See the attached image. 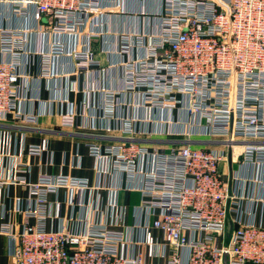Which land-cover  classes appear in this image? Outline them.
<instances>
[{
    "label": "built area",
    "instance_id": "1",
    "mask_svg": "<svg viewBox=\"0 0 264 264\" xmlns=\"http://www.w3.org/2000/svg\"><path fill=\"white\" fill-rule=\"evenodd\" d=\"M30 2L41 23L37 29H0V122L13 117L37 122L22 113L19 96L20 56L29 35L52 37L49 53L38 52L46 77H59L52 65L60 57L71 59L78 73L88 72L100 65L83 35L90 34L91 16L114 10L101 0ZM25 4L16 9L21 17ZM162 5L158 35H118V55L128 56L120 66L127 90L137 96L136 115L124 121L117 145L89 146L100 174L107 173L104 163L111 158L117 171L142 179L147 215L138 228L142 234L129 239L113 223L97 224L87 234L48 230L49 196L66 189L69 205L83 207L91 187L84 178L42 175L31 185L35 206L24 212L38 222L18 234L2 229L16 245L12 264H264V227L239 222L231 227L232 195L220 171L228 155L211 148L264 140V0H162ZM134 50L146 54L130 57ZM104 100L112 116L116 94L105 92ZM62 124L75 128L76 115H62ZM153 138L162 143L149 148L141 143H154ZM45 151L46 142L29 148L31 155ZM241 158L264 166V144H249ZM110 205L114 216L116 202ZM157 211L160 216L152 220ZM61 215L57 203L54 217Z\"/></svg>",
    "mask_w": 264,
    "mask_h": 264
},
{
    "label": "crops",
    "instance_id": "2",
    "mask_svg": "<svg viewBox=\"0 0 264 264\" xmlns=\"http://www.w3.org/2000/svg\"><path fill=\"white\" fill-rule=\"evenodd\" d=\"M25 1L22 8L25 15L21 17L16 9ZM30 1L0 0V29H37L41 23L34 18L35 9ZM101 1L114 7V10L104 17L91 16L90 34L82 38V43L92 49L100 66L78 73L71 59L60 57L52 65L53 73L59 77L50 79L43 75L45 58L38 52L49 53L52 37L43 39L37 33L31 34L25 50L21 52V110L24 115L34 116L37 122L30 125L14 117L0 122V264H12L16 249L15 243L2 229L8 228L18 234L24 226L38 222L37 218L24 212L28 207L35 206L31 185L36 184L42 175L84 178L91 187L85 193L83 207L69 205L66 189L49 196L51 218L47 221V228L50 231L87 234L97 224L113 223L134 240L142 234L139 226L147 222V215L142 210V179H131L126 173L117 171L115 160L111 158L104 163L107 173L100 174L99 162L91 156L89 146L117 145L123 138L120 129L124 121L136 115L134 104L137 96L127 90L124 69L120 65L128 56L118 55V35L146 33L151 38L158 35L161 31L158 15L163 9L162 0ZM94 24L98 26L100 35L93 28ZM93 29L95 34H91ZM137 54L141 56L146 52L139 50L137 53L134 50L130 57ZM65 73L69 74L68 79L64 77ZM102 91L116 94L112 116L106 114L110 106L104 100L105 92ZM71 113L76 115L77 125L65 128L62 115ZM152 141L156 144L149 141L141 143L148 148L162 143L161 139L153 138ZM44 142L47 143V151L38 155L29 153L30 146H40ZM249 144L261 145L264 140L233 146L220 143L211 147L226 151L228 155L220 171L232 195L229 219L234 229L238 222L264 227V166L241 161V154ZM111 202H116L118 209L114 216ZM57 203L62 204L60 219L54 217ZM159 216L157 211L152 220ZM155 235L163 238L159 232ZM142 252L145 251L142 249ZM146 261L151 262L149 259Z\"/></svg>",
    "mask_w": 264,
    "mask_h": 264
}]
</instances>
